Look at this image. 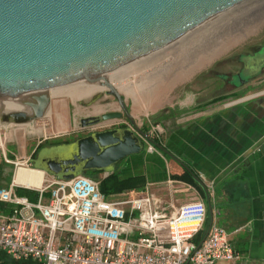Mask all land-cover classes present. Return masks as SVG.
<instances>
[{"label": "water", "instance_id": "obj_1", "mask_svg": "<svg viewBox=\"0 0 264 264\" xmlns=\"http://www.w3.org/2000/svg\"><path fill=\"white\" fill-rule=\"evenodd\" d=\"M249 1L0 0V124L42 117L49 109V88L54 94L101 80L131 126L43 146L33 165L58 178L112 169L142 150L139 135L143 131L125 108L117 87L104 75L137 66ZM257 54L264 56V45L248 57L237 79H243L245 68L257 65L253 61ZM122 116L120 111L88 115L80 119V125L88 128Z\"/></svg>", "mask_w": 264, "mask_h": 264}, {"label": "crops", "instance_id": "obj_2", "mask_svg": "<svg viewBox=\"0 0 264 264\" xmlns=\"http://www.w3.org/2000/svg\"><path fill=\"white\" fill-rule=\"evenodd\" d=\"M259 44L252 53L244 51L235 56L242 65L238 69L230 68L227 79L231 82L237 79L243 64L264 41ZM253 61L257 65L245 68L243 79L235 85L236 96L217 99L230 88L221 92L216 83L207 88L210 95L204 101L194 96L199 94L198 88L196 94H185L175 105L164 109V128L160 132L150 131L152 125L142 130V135L138 134L143 145L139 153L126 156L112 169L81 174L97 184L104 179L108 186L118 187L116 192L104 194L111 200L149 195L174 209L200 199L207 207L204 227L211 224L223 227L238 254L228 264H264V56L257 54ZM111 124L113 127L125 125L123 119L113 118L83 129L101 126L104 128L99 129L103 130ZM147 132L151 133L148 137ZM39 143L29 153L16 157L25 159L21 166L24 162L34 166ZM149 144L152 150L147 148ZM10 163L18 165L15 161L8 163L0 159V186L9 185L14 178L18 167L11 180ZM43 176V181L58 178L47 173ZM30 187L15 190L17 193V188L32 191L36 195L31 200H35L37 187ZM9 207L0 202L3 213ZM25 262L0 253V264Z\"/></svg>", "mask_w": 264, "mask_h": 264}, {"label": "built area", "instance_id": "obj_3", "mask_svg": "<svg viewBox=\"0 0 264 264\" xmlns=\"http://www.w3.org/2000/svg\"><path fill=\"white\" fill-rule=\"evenodd\" d=\"M160 124L150 131L160 132ZM146 137L151 135L147 132ZM4 136L0 149L5 162ZM149 150L153 146L148 145ZM23 162H16L20 165ZM0 186V253L35 264H227L238 258L221 226L204 229L207 207L191 200L169 209L149 195L111 200L84 174L50 177L37 198ZM30 188H33L31 186Z\"/></svg>", "mask_w": 264, "mask_h": 264}, {"label": "rangeland", "instance_id": "obj_4", "mask_svg": "<svg viewBox=\"0 0 264 264\" xmlns=\"http://www.w3.org/2000/svg\"><path fill=\"white\" fill-rule=\"evenodd\" d=\"M190 41L191 45H189ZM263 41L264 0H251L203 24L187 38L161 50L162 54L158 52L143 60L141 63L152 59L158 54H161L160 57L165 56L164 54L167 51L175 47L179 50V57L176 60L167 66L162 63L160 72L152 74L154 75L152 77L153 87L150 91L147 92L146 88H144L146 79L142 78L144 73H141V71L153 60L140 66L139 64L141 63H139L138 67L134 66L136 68H125L108 76L117 75L112 83L118 88L119 86L115 80L120 81L124 79L123 83L130 84L128 95L123 91L120 92V88L119 93L123 96L125 108L141 130L150 129L157 122H160L159 124L164 128L165 116L162 113L168 105H175L187 93L196 94L195 89L197 88L200 92L194 96H197L202 101L208 99L210 94H208L207 88L218 82L217 74L230 71V67L224 63L228 60L230 61V59L232 61L233 59L236 60L235 56L240 52L252 51L254 47ZM154 60H158V58ZM233 66L238 68V65ZM162 69H164V72H162ZM161 80H165L164 84ZM162 84L164 86L161 88ZM224 88L221 89V92L228 89V87ZM201 89L204 90L201 91ZM47 92L50 97L49 109L43 112L42 117L33 119L32 121L17 123L5 121L1 123V131L5 140L4 152L10 161L23 162L25 160L23 157L19 160L16 157H20L25 152L29 153L39 142L43 145L54 143L57 140L76 138L86 130L81 128L80 125L82 117L100 115L107 111H120L121 108L116 97L110 94L107 88L101 89L100 86L91 94L75 99H72V97L65 93L52 94L51 96V88L47 89ZM95 96L96 100L92 101V98ZM95 108H99V110L96 111L94 110ZM121 119L129 121L126 116H122ZM113 126L111 124L109 128ZM93 128L99 129L104 127L97 126ZM41 149L42 147L38 152ZM0 159L1 161H5L1 149ZM24 164V166H21V164L16 166L10 164L12 172L11 180L13 172L17 167L35 169L34 166L27 162H24ZM45 178H47L46 175ZM17 191L30 200L36 195L32 191L24 190L23 188H17ZM204 229L206 228L204 227ZM222 263L228 264V262Z\"/></svg>", "mask_w": 264, "mask_h": 264}, {"label": "bare ground", "instance_id": "obj_5", "mask_svg": "<svg viewBox=\"0 0 264 264\" xmlns=\"http://www.w3.org/2000/svg\"><path fill=\"white\" fill-rule=\"evenodd\" d=\"M207 33V32H206ZM203 36V35H202ZM207 36V35H206ZM205 37V36H204ZM190 44L189 45H191V41L189 42ZM189 45H188V47H189ZM192 45H193V43H192ZM187 46V45H186ZM184 49V48H183ZM163 50V49H162ZM188 50V49H187ZM161 51V50H160ZM160 51H158V52H160ZM178 49H177V47H175V48H172L170 51H167L164 55L165 56H162V57H160L161 56V54H158V55H156L155 57H153L152 59H150V60H148V61H151V60H153V62H149L150 64H148L147 66H145V68L143 69V71H141V73L143 72L144 73V75L142 76V78L144 77L145 79H146V84H145V87L144 88H146V90H147V92L148 91H150L151 90V88L153 87V85H152V81H153V79H152V77L154 76V75H152V74H154L155 72H160V70H161V68H162V66H161V64L163 63L165 66H167L168 64H171V62H173L174 60H176L179 56H178ZM182 51V50H181ZM184 51H185V49H184ZM158 52H156V53H158ZM156 53H154V54H156ZM164 53V52H163ZM181 53V52H180ZM154 54H152V55H154ZM151 56V55H150ZM160 57V58H159ZM158 58V60H154V59H157ZM148 61H146V62H144V63H147ZM144 63H141V64H139V66L140 65H142V64H144ZM163 65V66H164ZM158 66V67H157ZM164 66V67H165ZM201 66V65H200ZM138 67V66H137ZM134 68H136V67H134ZM134 68H132V69H134ZM125 69V68H124ZM131 69V70H132ZM123 70V69H122ZM163 71L162 72H164V69H162ZM167 70V69H166ZM112 74V73H111ZM164 74V73H163ZM108 75H110V74H107V75H105V78L106 79H108V81L109 82H113V80L115 79V77L117 76V75H113V76H108ZM108 76V77H107ZM162 76V75H161ZM141 78V79H142ZM143 78V79H144ZM155 78V77H154ZM179 79H181V78H179ZM178 79V80H179ZM168 80V79H167ZM122 81H124V79H121L120 81H117V80H115V82L117 83V85L119 86V88L121 89H119L118 87V90H120V92L121 91H123L126 95H128L129 94V86H130V84L129 83H126V82H122ZM129 81V80H128ZM145 81V80H144ZM165 80H161V82L163 83ZM113 84V83H112ZM164 84V83H163ZM162 84V86H161V88L164 86ZM114 85V84H113ZM142 85V84H141ZM101 87V89H103V88H108L106 85H104L103 83H102V81L101 80H97V82L96 83H94V84H89V85H87L86 87H83V88H77V89H74V90H56V91H54V94L53 95H55V94H60V93H65L66 95H69L70 97H72V99L74 98H78V97H82V96H85V95H88V94H91L92 92H94L98 87ZM115 86V85H114ZM116 87V86H115ZM144 90V89H143ZM146 93V92H145ZM51 94V96H52V93H50ZM147 94V93H146ZM150 94V93H149ZM134 99V98H133ZM141 100V99H140ZM142 102V101H141ZM101 108V107H100ZM94 110H96V111H98L99 110V108L97 109V108H95ZM1 125V124H0ZM30 127V126H29ZM31 128V127H30ZM34 128V127H33ZM40 129V128H39ZM32 132V131H31ZM30 133V132H29ZM43 179H44V176H43V172L41 171V170H38V169H29V168H24V167H19L17 170H16V173H15V176H14V178H13V180H14V182H17V183H23V184H27V185H32V186H36V187H38V186H40L41 184H42V182H43Z\"/></svg>", "mask_w": 264, "mask_h": 264}, {"label": "flooded vegetation", "instance_id": "obj_6", "mask_svg": "<svg viewBox=\"0 0 264 264\" xmlns=\"http://www.w3.org/2000/svg\"><path fill=\"white\" fill-rule=\"evenodd\" d=\"M260 44H258L256 47H254V49H252V51H250V53H252L253 52V50H255L258 46H259ZM244 53H249V51H247V52H244ZM237 60V61H236ZM236 60H233L232 62H230V63H228V62H225L224 64H226L228 67H230V68H232V69H238V68H236V66H233V65H242V63H241V61H239V59H236ZM239 61V62H238ZM229 68V69H230ZM229 71H227V72H225V73H218L217 74V78H218V82H216V85H218V87L219 88H223V89H225L224 87H228V88H230L227 92L226 91H224V92H226V93H224V94H222L221 96H219V97H225V98H230V97H233V96H236V93L235 92H237V90H236V83H239V78L238 79H234V81L233 82H231L229 79H227V76H226V74L228 73ZM235 86V87H234ZM234 88V89H233ZM219 97H217V98H219ZM124 101V100H123ZM118 102V101H117ZM120 112L123 114V116H125V113H124V111H123V109L122 108H120ZM129 120V119H128ZM124 123H125V125H119L118 127H126V126H128V125H131L130 124V121H125L124 120ZM116 127V126H115ZM115 127H112V128H115ZM99 130H101V129H99ZM94 131H97V130H94ZM91 132H93V130H91V129H87V130H85L83 133H81L79 136H77L76 138H78V137H81V136H83V135H86V134H89V133H91ZM76 138H74V139H69V141H67V142H65V143H68V142H71V141H73V140H75ZM55 144H59V143H50V144H48V143H46V144H43V145H41L40 147H39V149L41 148V147H43V146H48V145H55ZM38 149V150H39Z\"/></svg>", "mask_w": 264, "mask_h": 264}, {"label": "trees", "instance_id": "obj_7", "mask_svg": "<svg viewBox=\"0 0 264 264\" xmlns=\"http://www.w3.org/2000/svg\"><path fill=\"white\" fill-rule=\"evenodd\" d=\"M219 98H222V97H219ZM219 98H217V99H219ZM67 141H69V139L57 140L54 143H59L60 144V143H65ZM98 187H99V190L105 195H107L109 193H112V192H116V190L118 189V187H110V186H108V183L106 181H104V179L99 181ZM1 253L2 254H6L4 252H1ZM26 262H25V264H29L30 263V261H26Z\"/></svg>", "mask_w": 264, "mask_h": 264}]
</instances>
